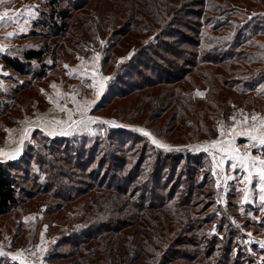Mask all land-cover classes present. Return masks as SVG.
Listing matches in <instances>:
<instances>
[{"label":"rangeland","instance_id":"1","mask_svg":"<svg viewBox=\"0 0 264 264\" xmlns=\"http://www.w3.org/2000/svg\"><path fill=\"white\" fill-rule=\"evenodd\" d=\"M116 1L4 0L0 3V16L3 17L0 34H14L6 36L7 48L0 51V163L18 165L16 174H19L21 198L19 206L0 218V264L64 262L61 256L69 255L74 249L71 241L84 237V227L88 225L80 212L81 192H86L88 185L97 183L101 176L108 175L112 180L132 175V168L140 156H147L143 168L152 169L147 162L153 160L154 151L159 149L152 142L153 138L168 146L162 148L166 154L175 153L178 157L187 147L194 153L205 152L209 156L211 164L200 168L195 176L206 183L203 190L196 192L203 198L198 209L206 207L202 213L210 220L208 239L212 241L218 235V240L223 241L216 245L212 254L206 255L204 264H264V204L248 195L251 182L246 186L244 181V188L242 175L227 176L225 181L221 169H214L213 160L220 159L204 148L206 142L218 139L229 128L246 132L248 127L250 138L264 135V127H261L264 106L261 104L262 108H257L258 101H264V36L254 37V46L249 49L254 54L255 67L240 78V89L244 88L243 83H249L245 88L248 92L244 96L230 94L228 115L215 119L217 135L212 138L192 136L187 133L190 131L187 127L183 135H178L181 138L173 141L175 126L168 114L172 110L161 109L162 97L153 95L162 87H171L177 94L185 90L184 95L188 92L192 98H201L208 88L199 84L191 87L183 81L174 86L146 89V94L132 92L147 85L148 79L157 78L161 73L155 71L157 68L171 75L178 74L180 68L167 67L159 61L150 66L145 62L126 73L135 50L156 42L157 23L153 20L151 24L155 28L149 33L142 28L133 29L134 45L128 46L121 38L113 48V42L120 37L115 34L116 29L119 30L127 19L126 5L130 0ZM227 1L230 4L218 0L222 3L219 4L222 9L217 6L218 13L230 14L237 30L252 35L256 27L264 29V0H246L245 6ZM52 5L70 12L68 26L59 34L35 24ZM115 5L120 7L115 9ZM142 5L146 6L144 14L155 15L150 8L155 5V9V2L145 0ZM214 9L207 10L206 14L213 13ZM182 13L179 8L177 16L188 22ZM118 16H122L121 19ZM7 20L12 21L9 29L4 24ZM45 45H49L50 54L43 68L46 75L43 78L36 74L41 65L37 62L32 63L28 72L21 73L7 68L2 60L6 55L21 58L22 50ZM257 45H262L261 51ZM241 96L254 99L248 98L245 102ZM242 140L244 142L245 138ZM177 142L180 145H176ZM244 145L248 153L264 157V147L257 141ZM123 158L128 163L124 169H119L117 160ZM173 161L174 164L179 160ZM182 169V166L176 169L173 181L171 178L165 180L169 185L167 191ZM170 171L173 170L167 169ZM134 187L130 182L128 188L134 191ZM210 189L214 195L208 194ZM230 230H234L235 236L229 234ZM234 244L241 252H237ZM189 247L176 245L168 257L175 256L176 251L181 254L187 250L192 257L194 250ZM201 249L211 252L213 246ZM184 262L179 259L173 264ZM198 262L199 258L191 264Z\"/></svg>","mask_w":264,"mask_h":264},{"label":"trees","instance_id":"2","mask_svg":"<svg viewBox=\"0 0 264 264\" xmlns=\"http://www.w3.org/2000/svg\"><path fill=\"white\" fill-rule=\"evenodd\" d=\"M144 1L130 0L126 5L128 13L122 24L124 29H116L115 34L120 37L113 42V48L117 42H121V38L128 46L134 45L133 29L142 28L149 33L155 28L151 24L153 20L157 23L154 29L156 42L135 50L134 59L129 62L130 68L126 73L136 70L137 65L142 66L146 62L150 66L158 61L180 70L178 74L171 75L163 72L161 67L157 68L155 71H161L157 78L148 79L147 85L133 89L132 92L142 91L146 94V89L174 86L183 81H187L191 87L199 84L208 88L206 95L201 98H192L188 92L184 95L185 90L178 91V95L171 87H162L153 96L162 97L163 104L159 105L161 109L172 110L168 114L169 121L175 126L172 130L173 141H178L181 138L178 135H183L187 127L190 129L187 133L192 136H216L218 131L215 119L228 115L230 94L240 93L244 96L248 92L245 88L249 83H243L244 88L240 89V78L255 67L254 54L249 48L254 46L255 36H264V29L256 27L252 35L237 30L230 14L218 13L217 9H222L219 5L222 3L218 0H148L156 4L155 9V5L150 6L155 14L153 16L144 14ZM233 1L241 6H245L246 2ZM221 2L230 4L227 0ZM52 6L48 13L42 15L41 21L35 24L59 34L66 30L70 12ZM117 7L120 6L115 5V9ZM213 7L216 9L207 15V10ZM179 8H182V14L189 19L188 22L177 16ZM256 48L261 51L262 45ZM49 54V45H45L22 50L21 58L6 55L2 60L7 68L21 73L28 72L32 63L37 62L41 65L36 74L43 78L46 76L43 68L47 66ZM248 98L254 99L247 96L243 100L246 102ZM261 104L264 106V101H258L257 108H262ZM177 128L179 130L175 131ZM179 142L176 145H180ZM163 151L159 147L154 151L153 160H148L147 166L152 169L146 166L143 168L147 156H140L132 168V175L112 180L108 175L101 176L97 183L88 185L86 192H81L83 206L80 212L88 224L84 227L85 236L71 241L74 249L69 255L61 256L64 261L61 264H173L179 259L185 260L183 264H191L198 258V264H204L206 255L212 254L216 245L223 241L218 240V235L212 241L208 239L207 224L210 220L202 213L206 207L198 209L203 198H200L201 193L196 192L203 190L206 183H201L195 176L200 168L205 169L208 163L211 164L209 156L205 152L194 153L187 147L186 152L182 151L178 157L174 156L175 153L166 154ZM177 159L179 161L173 164V160ZM117 161L119 169H124L128 163L124 158ZM6 163H0V218L19 206L21 201L19 174H16L18 165ZM181 166L182 172L167 191L169 185L165 180L171 178L170 181H173L177 175L176 169ZM167 169L173 171L167 172ZM183 176L186 178L183 179ZM130 182L135 186L134 191L128 188ZM208 194L214 195V191ZM221 220L226 221L223 217ZM229 234L235 236L236 233L230 230ZM207 244H212L211 252L201 249ZM176 245L190 246L195 255L190 257L187 250L181 254L176 251L175 256L168 257ZM237 246L234 244L239 253L241 250Z\"/></svg>","mask_w":264,"mask_h":264},{"label":"crops","instance_id":"3","mask_svg":"<svg viewBox=\"0 0 264 264\" xmlns=\"http://www.w3.org/2000/svg\"><path fill=\"white\" fill-rule=\"evenodd\" d=\"M12 21L10 20H7V21H4V24L7 26V28H11L12 26L10 25ZM10 31V30H9ZM8 33H11V32H3L0 34V46L3 47V51L7 48L6 47V43L7 42V37H8ZM14 35V34H13ZM7 36V37H6ZM245 121V120H243ZM242 123V122H241ZM248 123V122H247ZM241 125V124H240ZM241 127H243V125H241ZM228 129V125L226 126V130ZM250 128L247 127L246 129V132H241L242 130L241 129H236V130H232L231 128H229L227 130V132H225L223 130V135L221 137H219L218 139H215V140H212L211 142H206L205 144V149H208L212 152V154L214 156H216L217 158H219L220 160L223 159V163H221L220 160H213V163H214V169L216 171V167L217 169L220 168L221 170V176L225 179L228 178L227 176H232V175H237L239 174L238 176L240 177L242 175V179L243 177H245L247 175V172L245 171V169L241 168L238 161L236 160H233L231 158V155L226 151V149L229 147V145H231L232 147H234L241 155L246 153V147L244 144H248L250 141L252 143V140L250 138V136L248 134H250L249 130ZM242 138H245V141L244 142H241L243 141ZM213 141H217L218 143H216L215 145H213ZM250 146V145H248ZM15 148V147H14ZM19 147H17L18 149ZM253 148V147H252ZM253 150V149H252ZM251 150V151H252ZM248 153V152H247ZM251 155L253 156H258V153H253V152H250ZM258 157H261V158H264L262 156H258ZM221 164V166H219ZM233 164H236V167L233 168L232 165ZM219 170V169H218ZM248 171H251L253 173L252 175V178H251V184L249 186V182L248 180H243V186L245 188V185L246 186H249L248 189H249V194L253 200H260V195H261V191H260V187L258 186V176L256 174V171L254 169H251L249 168ZM218 173V172H217ZM254 180H256L255 182H253ZM244 181H245V185H244ZM244 190V189H243ZM263 204H264V201H261ZM261 203V204H262Z\"/></svg>","mask_w":264,"mask_h":264},{"label":"snow or ice","instance_id":"4","mask_svg":"<svg viewBox=\"0 0 264 264\" xmlns=\"http://www.w3.org/2000/svg\"><path fill=\"white\" fill-rule=\"evenodd\" d=\"M4 0H0V3H3ZM3 17L0 16V20H2ZM8 36H12L13 33H8ZM0 51H3V47L0 46ZM67 67V65H65ZM255 119V117H253ZM105 123H108V121H105ZM261 127H264V124L261 125ZM51 134V133H49ZM145 135H150L149 133L145 132ZM251 139L253 141H257L259 145L264 147V135H252ZM152 142L156 144L158 147L161 148H167V145L162 144L160 141L156 140L153 138ZM213 145L218 143L217 141L212 142ZM226 151L231 155V158L233 160L238 161L239 165L241 168L245 169L247 172V175L244 177L245 180H248L251 182V178L253 173L251 171H248L249 168L254 169L256 171V174L258 176V186L260 187L261 195L260 199L261 201H264V158L258 157V156H253L250 153H244L240 154L234 147L229 145V147L226 149ZM221 163H223V159L221 160ZM233 168L236 167V164L232 165ZM245 195L247 196V190H245ZM262 209H264V205H262Z\"/></svg>","mask_w":264,"mask_h":264}]
</instances>
